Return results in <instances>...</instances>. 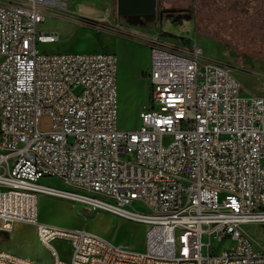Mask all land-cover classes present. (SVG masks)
Returning <instances> with one entry per match:
<instances>
[{"label":"built area","instance_id":"2783aa9c","mask_svg":"<svg viewBox=\"0 0 264 264\" xmlns=\"http://www.w3.org/2000/svg\"><path fill=\"white\" fill-rule=\"evenodd\" d=\"M66 11L60 0H0V233L32 225L52 264H264L245 228L264 225V95L196 41L165 44L145 30L151 20L106 6L81 24L150 50L139 126L119 130L115 54L38 49L58 40L38 25ZM38 194L144 224L143 250L40 222ZM55 240L70 245L67 260ZM0 264L38 263L0 250Z\"/></svg>","mask_w":264,"mask_h":264},{"label":"rangeland","instance_id":"374dc122","mask_svg":"<svg viewBox=\"0 0 264 264\" xmlns=\"http://www.w3.org/2000/svg\"><path fill=\"white\" fill-rule=\"evenodd\" d=\"M84 1L99 9L102 5L100 1L103 0ZM106 1L112 10L116 11V0ZM71 2L72 0L68 2V6L72 5ZM221 4L231 6L226 15H223L226 8L224 6L221 8ZM182 6L184 11L178 13L158 12V27L156 14L146 24L145 30L158 33L161 41L175 47H188L196 41L205 56L236 67L235 75L248 94L264 95V79L255 76L256 74L264 76V0H185ZM243 13L245 16H242ZM82 26L88 32L97 35V43L90 37L85 39L88 32H83L76 38H68L67 33L71 29L67 28L60 18L51 14L46 15L45 21L38 25L37 30L48 32L56 28L61 36L66 37H61L55 43L39 44V51L46 54L81 53L83 45L92 43L99 47L96 53L115 54L117 128L123 131L136 129L140 123V111L146 107L149 96V81L146 76L150 68L149 47L94 25ZM38 182L67 189L54 178H42ZM38 209L40 222L66 228H83L115 245L133 247L139 244L140 250H143L144 242L139 228L133 227L130 231L117 230L118 224L111 218L112 213L46 194H38L37 211ZM20 225L24 226L18 227L15 236L12 235L13 230L7 235L0 234V250L32 259L38 264H52L49 251L36 237L34 238L30 225L22 223ZM245 228L264 244V225L252 224L246 225ZM51 245L61 259L69 258L70 245L67 242L55 240ZM230 245L233 246V243L226 246Z\"/></svg>","mask_w":264,"mask_h":264},{"label":"crops","instance_id":"0c3cea01","mask_svg":"<svg viewBox=\"0 0 264 264\" xmlns=\"http://www.w3.org/2000/svg\"><path fill=\"white\" fill-rule=\"evenodd\" d=\"M70 0H68L66 3V14L58 17L62 20V22H64V24H66L67 28H70L71 31L69 33H67L68 38H76L77 36H80L81 34H83V32H88L87 29H84L81 22L84 21H93L94 19H98L100 17L103 16L104 13V9L106 6H109L108 2L106 0L100 1L101 2V6L99 9L93 8L92 6L86 4V2L84 0H72V5L68 6V2ZM106 2V3H105ZM113 13L114 15L116 14V11L113 9ZM116 17V16H115ZM49 33H54L58 36V40L59 41L61 39V37H66V35L61 36L60 33L58 32V30L56 28H53L51 30L48 31ZM100 33H104L106 35H109L106 32H100ZM101 36V35H100ZM92 38L94 40L95 43H97L98 39H97V35L91 32H88L87 35L85 36V39L87 40L88 38ZM56 41V42H57ZM98 46L92 44V43H88L82 46V50H80L81 53H96L98 50ZM142 111V110H141ZM140 111V114H141ZM112 219H114L117 224H118V228L119 229H123L122 231H130L133 227H137L139 228V231L142 232V241L144 242L145 239V232H146V226L142 223H138V222H134V221H130L127 219H124L122 217L116 216L112 214ZM14 225V224H13ZM18 228L24 225H20V224H15ZM29 226V225H28ZM30 228L33 230L32 234L34 235V238L36 237L35 235V229L32 225H30ZM0 234H5L7 235V233H0ZM133 247H135L136 250H140L141 248L139 247V244L134 245Z\"/></svg>","mask_w":264,"mask_h":264},{"label":"water","instance_id":"95a60500","mask_svg":"<svg viewBox=\"0 0 264 264\" xmlns=\"http://www.w3.org/2000/svg\"><path fill=\"white\" fill-rule=\"evenodd\" d=\"M67 2L68 0H60ZM159 7V0H117L116 14L123 16L144 17L152 20L155 16V9ZM158 27V13H157Z\"/></svg>","mask_w":264,"mask_h":264},{"label":"flooded vegetation","instance_id":"af4514ba","mask_svg":"<svg viewBox=\"0 0 264 264\" xmlns=\"http://www.w3.org/2000/svg\"><path fill=\"white\" fill-rule=\"evenodd\" d=\"M183 1L185 0H159V7L158 9H155V15L158 12H167V13L173 14V13L184 11V6H182ZM220 1H228V0H220ZM222 6L226 8L223 14V15H226L228 8L231 6L221 4V8ZM116 8H117V0H116ZM239 16H241V14ZM242 16H245V14L243 13Z\"/></svg>","mask_w":264,"mask_h":264},{"label":"bare ground","instance_id":"6f19581e","mask_svg":"<svg viewBox=\"0 0 264 264\" xmlns=\"http://www.w3.org/2000/svg\"><path fill=\"white\" fill-rule=\"evenodd\" d=\"M93 3H94V2H93ZM98 6H99V5H98ZM38 212H39V209H38ZM38 212H37V218H38ZM14 224H17V223H14ZM18 224H19V223H18ZM20 224H21V223H20ZM18 227H19V226H18ZM17 229H18L17 226H16V225H13V229H12V230H13V234H12L13 236H15V234H16V232H17Z\"/></svg>","mask_w":264,"mask_h":264}]
</instances>
